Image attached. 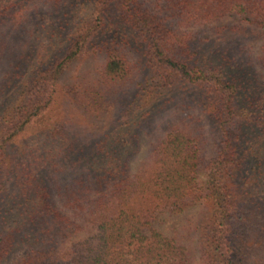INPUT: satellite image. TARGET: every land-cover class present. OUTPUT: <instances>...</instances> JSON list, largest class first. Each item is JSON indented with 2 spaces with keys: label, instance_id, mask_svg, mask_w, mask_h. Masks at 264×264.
I'll return each mask as SVG.
<instances>
[{
  "label": "trees",
  "instance_id": "1",
  "mask_svg": "<svg viewBox=\"0 0 264 264\" xmlns=\"http://www.w3.org/2000/svg\"><path fill=\"white\" fill-rule=\"evenodd\" d=\"M11 58L0 264H264V0H0V60ZM90 58L95 81L59 87ZM135 61L142 82L116 114ZM186 89L217 152L202 118L175 115L136 165L153 111ZM61 91L92 124L76 136L69 109L55 110ZM171 218L187 223L166 229Z\"/></svg>",
  "mask_w": 264,
  "mask_h": 264
},
{
  "label": "rangeland",
  "instance_id": "2",
  "mask_svg": "<svg viewBox=\"0 0 264 264\" xmlns=\"http://www.w3.org/2000/svg\"><path fill=\"white\" fill-rule=\"evenodd\" d=\"M207 29H209V30H202L201 29V31L203 32L205 37L208 34H211V33H209V31L212 30L211 28H208V27H207ZM258 45H259V42L255 41L253 43V49L257 48ZM99 61L100 60H96L95 58H90V59H86L82 62H79L77 64H74L72 69L69 72H67L64 76H62V78L60 80L59 87H63L64 83H66V84L73 83L75 78H78V80H76L75 82H80L79 80H84L86 82V84H88L89 82L91 83V82L95 81V79H96V73L95 72L97 70V66H98L97 64L99 63ZM100 63H101V61H100ZM14 64H15V59H13V58H11L9 60L8 59L0 60V83H2V81L4 79L10 80V77H11L10 69H12V66ZM142 71H143V64L141 62H139L137 75L133 79L132 83H130L129 86H126L124 89H120L117 93V97L113 99L114 104L116 106L114 113L117 114L122 109V106L124 104L123 101H124L125 92L129 93L133 87H136L139 89L140 84L142 82V77H143ZM144 73H145V69H144ZM79 76H81V77H79ZM63 94H64L63 91H61L60 94L58 95L59 100H58V103L55 105V110L58 111V113L60 112L61 114H64V109L65 110L69 109L68 118L70 120L69 126L71 128V130L69 129V132L72 135L76 136L77 133L82 132L84 130V128H87L88 125H92V124L86 123L85 118H87V116H84V114H82L83 112L76 110L70 104L64 105ZM173 94H174L173 99L171 97L169 103L167 104V106H165L164 110H161V111L154 110L153 111V113H154L152 116L153 117V120H152L153 123L149 124V126L146 129L144 128L142 130V137L140 138V143H139V154L135 157V164L136 165L140 164L144 160V159H142L143 155L146 153L147 149L149 148L151 141L157 135L160 134V132H161L160 129H162L161 128L162 125L168 121V118L173 117L175 115H177V116L184 115V117H186L190 122L191 121L193 122V120L189 119L190 115L195 116L196 118H202V122L201 123L199 122L198 124H196V127L198 130H200V128L203 130V128H204L203 131H201V130L200 131L203 132L207 138V144L206 145L208 146V148H207L208 149V158L213 157L215 155V153L217 152V144H218L219 139L216 138L214 127L211 123V120L209 119L208 114L206 112H204L200 107L194 105V103L192 101L193 94L190 93L189 90H187V89L185 91H182V92H174ZM114 113L108 114L105 118L95 121V122H98V121L99 122L97 125L89 126L90 127L88 129L89 132L92 135H94L95 130L97 129L96 127H101V125H103V123H105L107 121V119L110 116H112ZM69 176H70V174H68L67 177H69ZM263 190H264L263 188L259 189L258 192L262 193ZM263 196H264V193H263ZM191 215L194 216L195 218H198L200 215V211L194 210L193 214H191ZM185 223H187V222L184 218L183 219L182 218H171L165 224V228L171 229L173 226H180V225H183ZM192 247H197V244L192 245ZM21 249L18 250L14 256L21 253L22 252ZM11 258L12 257H10V259Z\"/></svg>",
  "mask_w": 264,
  "mask_h": 264
}]
</instances>
